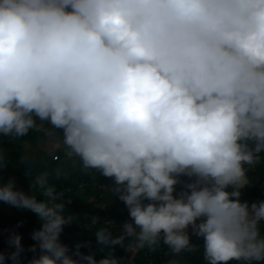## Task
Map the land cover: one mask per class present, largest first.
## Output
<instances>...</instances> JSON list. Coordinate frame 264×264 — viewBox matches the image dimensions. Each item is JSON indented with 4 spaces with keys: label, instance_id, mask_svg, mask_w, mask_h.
<instances>
[{
    "label": "clouds",
    "instance_id": "clouds-1",
    "mask_svg": "<svg viewBox=\"0 0 264 264\" xmlns=\"http://www.w3.org/2000/svg\"><path fill=\"white\" fill-rule=\"evenodd\" d=\"M37 121L113 180L131 222L94 232L110 249L98 262L70 253L73 217L49 174L31 182L47 201L9 179L0 202L40 222L28 264H123L112 246L161 241L174 256L202 248L204 264L264 262V201L241 200L264 156V0H0V135ZM8 244L0 264H20L21 236Z\"/></svg>",
    "mask_w": 264,
    "mask_h": 264
},
{
    "label": "trees",
    "instance_id": "trees-1",
    "mask_svg": "<svg viewBox=\"0 0 264 264\" xmlns=\"http://www.w3.org/2000/svg\"><path fill=\"white\" fill-rule=\"evenodd\" d=\"M48 137L60 141L62 130L52 129L51 125L46 123L41 125L37 121V127L29 130L23 137L10 138L0 135V159L5 163L0 169V183H6L9 179L14 180L16 190L47 201L51 198L43 197L38 188H31L35 176L47 172L49 183L55 185L57 192L64 194L61 202L64 203L65 214L73 217L72 224L64 227L60 242L68 246L70 253L75 251V245H82L79 251L84 255L94 254V259L98 262L110 250L104 248L101 251L94 237V232L98 228L107 227L101 224V219L113 218L121 224L125 221L131 222L128 211L116 194L103 189L111 188L113 180L103 177L94 170L83 169L78 158L65 155L64 147L52 154L33 150V146L39 140ZM248 176L250 186L241 190V200L251 204L264 196V156L254 170L249 169ZM93 216L99 218L95 225L91 223ZM39 223L38 217L32 212L0 202V252L7 254L14 250L10 248L8 238L10 233L15 232L21 236V245L25 249L21 254L20 264H28L34 255L28 251L29 247L35 244L31 239V233L38 229ZM107 228L112 231L115 238V230ZM189 235L194 246L202 247V238L198 239L192 232ZM111 250L118 259L123 260V264H150V258L153 264L161 262L169 264L173 260L178 264H204L202 248L174 256L162 241L154 249L145 248L136 252L131 263L130 252L124 247L114 245ZM35 255H39L38 249ZM4 264H12V261L6 260ZM229 264L235 262L230 261Z\"/></svg>",
    "mask_w": 264,
    "mask_h": 264
},
{
    "label": "crops",
    "instance_id": "crops-1",
    "mask_svg": "<svg viewBox=\"0 0 264 264\" xmlns=\"http://www.w3.org/2000/svg\"><path fill=\"white\" fill-rule=\"evenodd\" d=\"M63 148L62 143L53 137H48L45 140H39L34 146V151L44 152V153H54Z\"/></svg>",
    "mask_w": 264,
    "mask_h": 264
},
{
    "label": "built area",
    "instance_id": "built-area-1",
    "mask_svg": "<svg viewBox=\"0 0 264 264\" xmlns=\"http://www.w3.org/2000/svg\"><path fill=\"white\" fill-rule=\"evenodd\" d=\"M256 167V166H255ZM254 167V168H255ZM254 168H251L250 170H254ZM183 179V178H182ZM104 190H109L111 191L110 188L103 187ZM180 191V186H177V192ZM112 192V191H111ZM113 193V192H112ZM260 201H264V196L262 199H258L255 203H259ZM101 224L104 226H107L116 232V237L120 235V226L122 225L120 222L116 221L113 218H103L101 219ZM199 222V221H198ZM262 228H264V225H262ZM151 256V253H150ZM150 264H153V260L150 258ZM160 264H166L164 262H161ZM261 264H264V262H261Z\"/></svg>",
    "mask_w": 264,
    "mask_h": 264
},
{
    "label": "rangeland",
    "instance_id": "rangeland-1",
    "mask_svg": "<svg viewBox=\"0 0 264 264\" xmlns=\"http://www.w3.org/2000/svg\"><path fill=\"white\" fill-rule=\"evenodd\" d=\"M192 230L191 228L188 229V233H191ZM134 253L130 252V257H129V262L131 263L132 257H133Z\"/></svg>",
    "mask_w": 264,
    "mask_h": 264
}]
</instances>
